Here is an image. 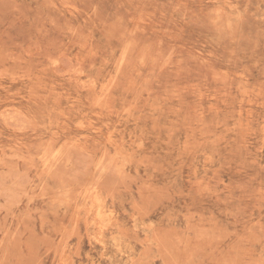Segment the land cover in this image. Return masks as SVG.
I'll list each match as a JSON object with an SVG mask.
<instances>
[{
    "label": "rangeland",
    "instance_id": "1",
    "mask_svg": "<svg viewBox=\"0 0 264 264\" xmlns=\"http://www.w3.org/2000/svg\"><path fill=\"white\" fill-rule=\"evenodd\" d=\"M0 264H264V0H0Z\"/></svg>",
    "mask_w": 264,
    "mask_h": 264
}]
</instances>
